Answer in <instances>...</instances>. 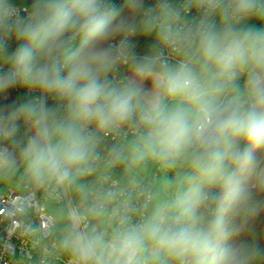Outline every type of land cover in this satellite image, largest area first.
I'll return each instance as SVG.
<instances>
[{
    "label": "clouds",
    "instance_id": "clouds-1",
    "mask_svg": "<svg viewBox=\"0 0 264 264\" xmlns=\"http://www.w3.org/2000/svg\"><path fill=\"white\" fill-rule=\"evenodd\" d=\"M193 8L203 18L188 26L168 0H125L122 10L109 0H33L30 10L0 0V98L9 102L0 110V141L12 140L20 121L29 126L27 142L17 145L29 183L79 190L100 160L98 135L131 126L132 163L183 158L198 178L223 189L220 196L176 194L137 223L113 209L111 234L85 225L118 192L98 194L85 210L69 208L62 247L74 264H159L162 256L179 264H255L260 256L226 242L232 221L255 211L238 173L255 176L264 190V29L239 27L252 19L264 26V0H186L184 11ZM153 35L181 59L172 64L162 51L136 56L133 38ZM121 63L134 75L114 85L109 74ZM17 89L39 95L16 105ZM16 167V150L0 147V173Z\"/></svg>",
    "mask_w": 264,
    "mask_h": 264
},
{
    "label": "built area",
    "instance_id": "built-area-1",
    "mask_svg": "<svg viewBox=\"0 0 264 264\" xmlns=\"http://www.w3.org/2000/svg\"><path fill=\"white\" fill-rule=\"evenodd\" d=\"M109 2L119 8L124 0H109ZM168 2L180 13L185 25L195 26L203 18L202 12L195 8L188 12L184 11L186 0H168ZM155 3L156 1L150 6ZM16 6L22 10L31 9L26 5ZM217 18L214 16L211 19L216 23ZM15 47L16 44L10 40L9 50ZM136 48L137 44L133 43L134 53ZM157 51H162L172 64L181 59L171 53L169 49L162 48L159 43ZM135 55L143 57L136 53ZM130 65V63H121L109 74V80L114 85L126 81L130 76L128 68ZM38 95V93L17 89L14 100L21 104L24 98L31 100ZM49 104L50 107L57 106L56 101L51 98L48 100ZM135 136L136 130L131 126L118 132L98 135L96 152L100 160L96 170L80 180L79 183L83 185V188L80 189L82 191L81 198H75L72 189L64 191L39 188L31 183L22 184L16 179L18 187L14 188L7 186L9 178L0 176V264H74L73 256H65V250L53 234L56 219L48 211L50 203L65 205L67 210L72 207H80L81 210H85L98 194L108 190L118 192L119 196L106 206L104 214L90 218L85 225L90 230L95 229L108 234H111L116 226L111 216L113 209L127 210L132 223H137L147 217L153 199L150 184L135 177H129L126 181H122L112 173V169L123 165L120 162L123 154L121 145L127 139ZM118 152H120L119 158L114 161Z\"/></svg>",
    "mask_w": 264,
    "mask_h": 264
},
{
    "label": "trees",
    "instance_id": "trees-1",
    "mask_svg": "<svg viewBox=\"0 0 264 264\" xmlns=\"http://www.w3.org/2000/svg\"><path fill=\"white\" fill-rule=\"evenodd\" d=\"M155 1L156 0H145V4L146 6H150ZM12 2L15 5H26L29 8H31L33 4V0H12ZM124 2L121 4V6L118 9L121 10L123 9ZM216 24L218 27L220 26L219 17L217 18ZM239 27H242L244 29H248V28L257 29V30L264 29V26H262L259 22H257L254 19L242 22L241 25H239ZM132 43L137 44L135 53L139 56L153 55L157 51L158 41L154 35L147 37H140V36L134 37ZM128 68H129V73L131 74L133 72L132 65H130ZM239 83L243 85L244 83L243 76L240 78ZM28 100L29 99L24 98L21 103L27 102ZM4 103L8 107L9 103L5 101ZM50 106L51 105L49 104V107ZM17 140L19 142L18 145H22L26 143L22 139L17 138ZM240 147L242 149H246L248 148V145L241 143ZM17 151H18L16 152L17 167L13 170L0 173V176L10 179L11 178L16 179L20 181L22 184L29 183L24 178L23 175V164L19 157L18 148ZM166 165L169 170L166 173L171 178V181L173 177L171 173L172 166H175L176 169H178L181 175V184L179 187L176 188L173 187L172 184V194L170 197H168V195L165 193L161 185L159 179L160 175L157 176L156 178L154 177L152 183L150 184L153 193V199L148 209V215H150L157 206L170 201L173 198V196L176 195L174 190L177 192V194H187L197 191H204V192L214 193L217 196L222 195L223 192L222 188L209 184L208 182L201 180L200 178L197 177L196 173L194 172L188 160L183 158H177L170 163H166ZM260 167L264 169V164H261ZM112 173L115 177L121 179L122 181H126V179L129 178L126 172V167L123 168L121 166L112 169ZM238 177H240L241 179H246V182L250 186L253 193L251 205L255 209V211L248 214H241L232 221L231 227L234 230V234L233 237L230 240H228L226 243L244 244L254 247L260 252V256L256 260L255 264H264V190H260L259 188L256 187L255 176L249 177L247 173L241 172L238 173ZM80 189L79 190L72 189V193L75 198H81L82 191H80ZM48 208H49L48 211L52 213L56 219V224L53 234L59 240L62 246V241L64 239V235L67 229V220L63 218V215L67 211V208L65 205L56 204V203H50ZM63 250L65 249L63 248ZM64 254L67 257L72 256L70 252L67 250L64 251ZM159 264H179V262L171 257L162 256Z\"/></svg>",
    "mask_w": 264,
    "mask_h": 264
},
{
    "label": "rangeland",
    "instance_id": "rangeland-1",
    "mask_svg": "<svg viewBox=\"0 0 264 264\" xmlns=\"http://www.w3.org/2000/svg\"><path fill=\"white\" fill-rule=\"evenodd\" d=\"M133 75H134V73L132 72L130 74L129 78L133 77ZM143 86L146 89H149L151 87V81L145 82ZM15 104L19 105V103H16V102H15ZM7 108L8 107L4 103V99L3 98L0 99V110H6ZM31 134L32 133L29 130V126L27 124H25L23 121H20L19 122V129L16 133L17 137L12 138V140L0 141V147H4V148L6 147L10 150L15 149L16 152H18L17 151V145L19 142H18L17 138L22 139L25 142H27V139ZM133 139L134 138H129L121 145V148L123 150V154L120 158V162L126 167V172L128 174V177H135L139 180H142L144 182L151 184L153 181V178L155 176L157 177L160 175L159 179H160L161 185L163 187V190L168 195V197H170L172 194V184H173V187H175V188L179 187L181 184L180 172L178 171V169H176L175 166H172L171 173H172L173 177H172V181H171V178L166 173L167 171H169L168 167H167L166 163L163 161L156 160V159H145L139 163H132L127 158V156H128L127 145ZM7 186L17 188L18 184L15 181V179L9 178ZM174 192H175V194H177V192L175 190H174Z\"/></svg>",
    "mask_w": 264,
    "mask_h": 264
},
{
    "label": "water",
    "instance_id": "water-1",
    "mask_svg": "<svg viewBox=\"0 0 264 264\" xmlns=\"http://www.w3.org/2000/svg\"><path fill=\"white\" fill-rule=\"evenodd\" d=\"M119 155H120V152H118V153L115 155V157H114V161H117V160H118ZM122 167L125 168L124 165H122Z\"/></svg>",
    "mask_w": 264,
    "mask_h": 264
}]
</instances>
